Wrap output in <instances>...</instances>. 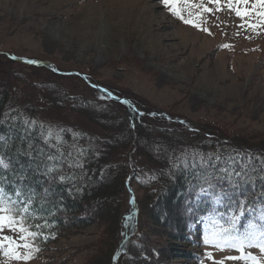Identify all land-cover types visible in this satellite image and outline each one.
I'll return each instance as SVG.
<instances>
[{"label":"rangeland","instance_id":"1","mask_svg":"<svg viewBox=\"0 0 264 264\" xmlns=\"http://www.w3.org/2000/svg\"><path fill=\"white\" fill-rule=\"evenodd\" d=\"M203 2L213 11L202 18L201 9L181 7L185 19L208 31L184 23L162 0H0V84L11 86V99L30 106V112L38 103L36 83L62 85L90 98H98L100 91L123 96L152 124L165 127L169 122L168 127L183 131L179 142L190 129L200 132L201 138L180 142L174 154L178 160L194 159V148L203 138L235 132L264 140V18L256 14L264 9H252L254 15L241 19L227 0ZM238 7L244 11L246 6ZM36 112L45 118L48 131L65 130L68 120L63 116L37 106ZM78 127L80 132L89 130ZM123 193L122 211H127L130 192ZM92 202L77 217L101 207L102 200ZM95 222L72 228L27 262L0 250V264H90L102 252L96 244L103 227ZM200 225L190 240L171 235L170 227H159L163 235L151 237L160 247L134 237L118 245L112 231L105 246L113 248L115 264H252L227 259L249 252L264 261L258 248L245 243L241 253L231 246L244 231L221 228L208 219Z\"/></svg>","mask_w":264,"mask_h":264},{"label":"trees","instance_id":"2","mask_svg":"<svg viewBox=\"0 0 264 264\" xmlns=\"http://www.w3.org/2000/svg\"><path fill=\"white\" fill-rule=\"evenodd\" d=\"M34 86L38 103L31 111L36 106L51 109L68 123L60 134L48 131L43 116L41 120L38 112H30V106L14 103L11 86L0 84V158L9 163L7 170L0 168V186L9 194L18 186L28 195L35 193L36 218L28 223L46 224L31 229L43 233L35 242L39 249L72 228L96 220L103 227L96 244L102 246V252L92 256L90 264H98L99 257L103 258L99 264H115L113 248L105 246L112 231L118 245L134 237L148 246L160 247L151 235H163L162 226L170 227L176 238L187 240L192 227L204 217L216 218L223 222V228L232 226L239 231H245L249 222L262 223L263 139L256 142L252 136L235 132L219 139L203 138L198 149L194 148V159L178 160L174 154L180 142L201 138L196 129H190L179 142L183 131L168 127L169 122L165 127L152 124L130 102L118 101L100 90L98 98H90L50 82ZM79 124L89 130L80 132ZM52 165L56 171L47 175V167ZM235 172H241L248 182H240L242 187L231 200L217 201L215 193L232 191L228 177L237 181L239 178L232 175ZM60 176L65 179L61 181ZM205 180L215 185L207 195L200 194L201 186L207 188ZM124 191L130 192L127 211H122ZM245 198L247 204L241 213L237 201ZM99 200L101 207L91 209L89 216L77 217L86 207L83 205ZM235 216L239 219L234 221ZM33 255L40 256V251Z\"/></svg>","mask_w":264,"mask_h":264},{"label":"snow or ice","instance_id":"3","mask_svg":"<svg viewBox=\"0 0 264 264\" xmlns=\"http://www.w3.org/2000/svg\"><path fill=\"white\" fill-rule=\"evenodd\" d=\"M208 3L220 4L221 0H207ZM230 9H234L236 15L241 19L249 16L252 9H264V0H227ZM162 3L169 8V11L175 15L177 18L181 19L186 24H191L194 27L200 28L203 31H208L206 28H202L201 24L197 23L193 19H185L184 7H195L201 9L198 14L203 17V13H210L213 10L211 8L205 7L203 0L197 2V0H162ZM238 5H245L244 11H241ZM251 5V8L247 7ZM260 17L264 18V11H258L256 13ZM192 15V13H189ZM251 27L255 28L256 25ZM228 47V45H224ZM28 63H37L36 61H28ZM49 160H54L53 157H49ZM0 168L7 170L9 168V163L5 162L3 158H0ZM56 171L54 165L48 166L46 170L47 175H51ZM227 171V170H225ZM235 175L239 179L237 181H232L231 176L228 177L229 183L232 186V191L221 190L219 193H215L217 201L227 198L232 199L234 195L237 194L242 185L241 181H244V175L241 172H235ZM55 179V177H53ZM65 177L60 176V180L63 181ZM247 183L248 181H244ZM207 188L201 186L200 194H209L210 189H214L215 185L210 180H205ZM243 195V192L239 193ZM264 195V193H261ZM15 197V199H13ZM35 193L28 195L22 186L14 187L11 194L3 186H0V250L3 251V255L17 261L27 262L33 259V252H39L40 249L35 246V242L38 238L43 236L41 231H33L32 228L41 229L45 225L35 224L32 225L28 223L30 219L36 218L33 213L35 212ZM247 199L238 200V209L243 212L246 207ZM239 217H233V220H238ZM259 220L262 223L250 222L245 229L242 237L233 238L231 246L236 248L241 253H244V245L247 244L249 248H258L260 253L264 254V209L261 210ZM5 230L12 232L14 235L5 234ZM228 232V229L224 230ZM205 243H209L207 238ZM7 245V247H6ZM227 259L240 260L247 259L252 262V264H264V261L258 259L256 255L252 253H245L241 256H230Z\"/></svg>","mask_w":264,"mask_h":264},{"label":"water","instance_id":"4","mask_svg":"<svg viewBox=\"0 0 264 264\" xmlns=\"http://www.w3.org/2000/svg\"><path fill=\"white\" fill-rule=\"evenodd\" d=\"M20 61H22V62H25V63H28V61H25V60H20ZM35 64H38V62L37 63H35ZM105 91V90H104ZM162 116V115H161ZM166 116V115H165Z\"/></svg>","mask_w":264,"mask_h":264},{"label":"bare ground","instance_id":"5","mask_svg":"<svg viewBox=\"0 0 264 264\" xmlns=\"http://www.w3.org/2000/svg\"><path fill=\"white\" fill-rule=\"evenodd\" d=\"M167 222V221H166Z\"/></svg>","mask_w":264,"mask_h":264}]
</instances>
